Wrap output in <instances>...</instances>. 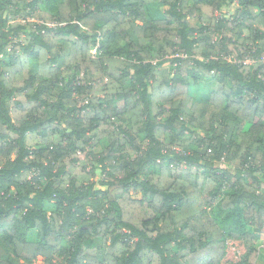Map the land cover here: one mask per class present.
<instances>
[{"label": "trees", "instance_id": "obj_1", "mask_svg": "<svg viewBox=\"0 0 264 264\" xmlns=\"http://www.w3.org/2000/svg\"><path fill=\"white\" fill-rule=\"evenodd\" d=\"M262 58L264 0H0V264H259Z\"/></svg>", "mask_w": 264, "mask_h": 264}, {"label": "rangeland", "instance_id": "obj_2", "mask_svg": "<svg viewBox=\"0 0 264 264\" xmlns=\"http://www.w3.org/2000/svg\"><path fill=\"white\" fill-rule=\"evenodd\" d=\"M238 8L239 7L236 4L225 5L221 8V10L217 11L214 14V17L218 19H225L227 21L235 23L236 21L235 13L237 12ZM162 9L163 8L160 7V10ZM195 19H191L190 22L194 25H197L198 22ZM31 22L41 23V19L33 18ZM217 37L218 35L215 34L212 35L210 39L211 41H215ZM246 62L247 64L253 63L252 60L250 59L247 60ZM190 86L193 89V98L195 100L205 99L213 91V82H206V81L194 82L190 80ZM199 133L203 135L202 132ZM29 141L33 142L34 140H31V138H29ZM101 147L102 145L95 148L94 151L96 153H99L101 151ZM218 167L223 168L225 167V165L219 164ZM95 181L97 183L102 181V177L99 171L97 172ZM262 242L264 243V235H262V239L255 244V247L259 250V260H258L259 264H264V249H263L264 247L263 245H261ZM245 252L246 251L243 242L237 240H228L225 245L224 256L220 259L219 264H236L237 262H239L240 258L245 254ZM35 264H43V262L41 261V259H37Z\"/></svg>", "mask_w": 264, "mask_h": 264}, {"label": "built area", "instance_id": "obj_3", "mask_svg": "<svg viewBox=\"0 0 264 264\" xmlns=\"http://www.w3.org/2000/svg\"><path fill=\"white\" fill-rule=\"evenodd\" d=\"M253 62V61H252ZM260 62L264 64V58L260 59Z\"/></svg>", "mask_w": 264, "mask_h": 264}]
</instances>
